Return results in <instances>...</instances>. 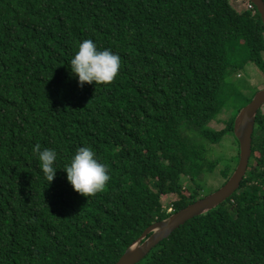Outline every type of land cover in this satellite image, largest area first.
I'll use <instances>...</instances> for the list:
<instances>
[{"label": "trees", "instance_id": "obj_1", "mask_svg": "<svg viewBox=\"0 0 264 264\" xmlns=\"http://www.w3.org/2000/svg\"><path fill=\"white\" fill-rule=\"evenodd\" d=\"M84 39L120 55L110 83L71 74ZM250 63L264 75V20L250 0H0V264H115L147 227L208 197L221 164L210 147L234 135L240 109L222 98H238L229 76ZM37 143L57 151L50 183ZM84 145L110 175L87 197L63 170ZM247 173L139 264H264V136Z\"/></svg>", "mask_w": 264, "mask_h": 264}, {"label": "clouds", "instance_id": "obj_2", "mask_svg": "<svg viewBox=\"0 0 264 264\" xmlns=\"http://www.w3.org/2000/svg\"><path fill=\"white\" fill-rule=\"evenodd\" d=\"M120 67V55L110 48H99L92 39L79 42L70 60V72L80 86L85 83H110ZM32 152L37 157L41 173L50 183L57 170V151L49 147L42 148L37 143L32 147ZM63 170L73 190L86 197L103 191L110 180L106 165L100 162L94 149L88 145L76 148Z\"/></svg>", "mask_w": 264, "mask_h": 264}, {"label": "water", "instance_id": "obj_3", "mask_svg": "<svg viewBox=\"0 0 264 264\" xmlns=\"http://www.w3.org/2000/svg\"><path fill=\"white\" fill-rule=\"evenodd\" d=\"M257 6L264 20V0H250ZM264 104V90L257 92L253 100L241 108L234 121V135L240 145L238 165L223 187L214 194L171 215L166 220L152 224L141 237L130 244L115 264H139L149 253L171 235L194 218L206 215L222 206L241 187L245 179L252 156L253 133L258 110Z\"/></svg>", "mask_w": 264, "mask_h": 264}, {"label": "rangeland", "instance_id": "obj_4", "mask_svg": "<svg viewBox=\"0 0 264 264\" xmlns=\"http://www.w3.org/2000/svg\"><path fill=\"white\" fill-rule=\"evenodd\" d=\"M245 56L241 51H238V62L244 59ZM241 77L233 75L229 76L230 81L233 85L238 87V98L237 97H224L222 101L227 100L228 104L227 108L231 106L233 111L241 109L246 105V102L250 100V97H253L255 92H258L260 88L264 86V75L261 70L254 64H248L241 71ZM241 94V96H240ZM248 98V100H246ZM237 106V107H236ZM226 108V109H227ZM231 109L225 111L222 115L218 117L221 121L227 119L231 115ZM223 123H226L225 120ZM213 129L220 131L223 129V126L215 124ZM235 135L232 133L227 134L224 137V141L219 146L210 147V151L213 154V158L215 160L221 161L220 166L217 169V173L209 177L206 188H204V194L208 195L211 193H215L223 187V184L227 181V179L222 178L220 173L225 169V167L229 164L233 166L235 171L237 167L236 156L238 154V144L236 143ZM234 158V159H233ZM237 164V165H236ZM229 180V179H228ZM174 199H165L163 200V206H167L169 203L173 202Z\"/></svg>", "mask_w": 264, "mask_h": 264}, {"label": "flooded vegetation", "instance_id": "obj_5", "mask_svg": "<svg viewBox=\"0 0 264 264\" xmlns=\"http://www.w3.org/2000/svg\"><path fill=\"white\" fill-rule=\"evenodd\" d=\"M264 90V86L262 88H260L259 91ZM258 91V92H259ZM257 94V92H255L253 94V97H250V101L253 100V98L255 97V95ZM248 99V98H247ZM249 101V102H250ZM248 102V103H249ZM247 103V104H248ZM246 104V105H247ZM245 105V106H246ZM243 108V107H242ZM240 110V109H239ZM239 112V111H238ZM255 127H254V133H253V145L255 142H258L263 136H264V127H263V123H264V104L260 107V109L257 112L256 118H255ZM240 146V145H239ZM249 170V169H248ZM248 174V173H247ZM247 176V175H246Z\"/></svg>", "mask_w": 264, "mask_h": 264}]
</instances>
